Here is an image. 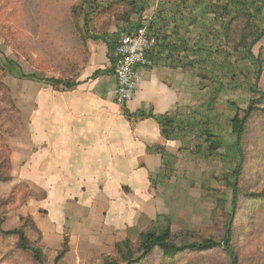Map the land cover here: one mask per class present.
I'll list each match as a JSON object with an SVG mask.
<instances>
[{
    "label": "crops",
    "instance_id": "0c3cea01",
    "mask_svg": "<svg viewBox=\"0 0 264 264\" xmlns=\"http://www.w3.org/2000/svg\"><path fill=\"white\" fill-rule=\"evenodd\" d=\"M154 10L145 15L152 17ZM166 24L163 30L169 33L173 25L169 19ZM87 45L82 53L80 46H58L72 62L64 64L68 72L30 51L27 74L35 77L27 78V90L13 92L21 127L7 140L10 178L0 182V195L24 186L27 198L18 212L32 218L47 260L46 250H61L67 236L68 250L58 264H67L79 249L85 250L81 258H93L96 235L114 237L125 218L152 199L150 179L162 157L147 148L162 145L172 154L180 148L163 137L154 118L134 114H164L190 106L193 97L192 72L170 65L167 53L158 55L156 47L150 51L152 64L139 71L135 96L120 106L107 46L100 41ZM51 77L61 82L46 81Z\"/></svg>",
    "mask_w": 264,
    "mask_h": 264
},
{
    "label": "trees",
    "instance_id": "16d2710c",
    "mask_svg": "<svg viewBox=\"0 0 264 264\" xmlns=\"http://www.w3.org/2000/svg\"><path fill=\"white\" fill-rule=\"evenodd\" d=\"M152 6H155V13L148 18L145 14ZM168 19L173 27L169 33H166L163 29L168 26L165 25ZM40 22L37 29V31L41 30L40 33H34L37 39L39 37V46L32 44L27 46V58L33 50L48 58L52 62L51 67L62 72H68L71 68L64 64L72 65V62L67 63V53L61 55L60 49H57L58 46H80L79 50L82 53L83 46H88L89 41H100L105 43L108 56L114 62L119 33H131L146 26L147 32L156 40L152 50L157 47L158 55L165 51L170 65L180 67L182 70L195 71L196 76L205 82L215 81L210 84L215 83V88L211 90L213 93L206 104L207 111L227 85L233 84L232 87L236 88L242 81L241 76L249 79V91L254 98L248 99L244 106L233 100L229 102L233 114L227 120L228 141L222 137L221 133L216 132L210 116L205 114L192 120L180 114L178 108L164 114H153L151 111H140L134 114V117L154 118L160 126L163 137L171 141L180 140L183 150L188 149L187 146L190 144L188 136L191 132L192 138L197 140L195 147L199 148L198 151H202L205 156L217 153L234 159L228 174H224L225 183L229 186L231 193L221 237H197L195 232L188 229L174 232L169 220H166L161 227L153 226L140 231L135 242L125 238L114 243L112 254L97 256L102 259L101 264H140L154 250L159 251L163 257L175 258L183 253L221 248L230 264H240L236 247L237 230L234 226L240 203L245 197H258V201L264 203V187L258 192L243 193L242 187L238 185V179L246 161L244 142L250 122L258 114L264 113V91L258 88L263 61L252 52V47L264 37V0H108L105 3L100 0H82V5L69 6L65 16L49 17L48 20L42 19ZM111 25L116 27L113 33L108 31ZM190 27L195 32L192 37L188 35L192 31L189 30ZM53 42L57 45L52 46ZM219 55L222 56L220 62L216 60ZM60 57L63 60H57ZM149 57L152 59L150 52ZM239 60H247L251 67H254L248 76L246 73L237 72ZM0 72L1 77L10 75L21 80L35 77V74L24 72L11 58H5L0 64ZM46 81L61 82L54 77L47 78ZM67 85L70 84L67 83ZM208 86L209 84L206 85L207 88ZM9 93L8 88L0 82V95L6 99L4 104L8 105L4 106V109L11 112L15 111L16 106ZM1 112L3 111L0 108V115ZM129 116L133 115L129 114ZM1 128L0 123V131ZM263 129L264 124L261 125V130ZM220 150L222 152H219ZM147 151L161 155L163 171L164 168L166 169L164 159L173 157L162 145L149 147ZM9 154V146L0 134V182L10 178ZM2 169L5 174L1 173ZM150 180L151 184L155 183L153 178ZM16 189L14 188L7 196V200L3 202L5 205L14 200ZM225 201L223 198L218 200L221 209ZM23 219L29 229L38 233V237L34 240L29 239L24 226L8 230L0 227V251H5L2 253L9 262L13 260L16 263L27 255L30 257L31 264H44L46 254L40 240V232L29 215ZM150 223L154 224L152 220ZM12 237H15V242L10 247L8 243H5V239ZM4 248L7 249L4 250ZM67 250L68 238L64 236L61 250L55 260H59Z\"/></svg>",
    "mask_w": 264,
    "mask_h": 264
},
{
    "label": "rangeland",
    "instance_id": "374dc122",
    "mask_svg": "<svg viewBox=\"0 0 264 264\" xmlns=\"http://www.w3.org/2000/svg\"><path fill=\"white\" fill-rule=\"evenodd\" d=\"M100 1L105 3L108 0ZM72 4L82 5V0H0V64L5 58H11L27 73V46L31 44L39 46V37L37 39L34 33H40L41 30L37 31L40 21L42 19L46 21L49 17L65 16ZM189 30L192 31L188 35L194 36L193 28L190 27ZM56 45L52 43V46ZM252 52L263 61L258 88L264 91V37L252 47ZM216 60L220 62L222 56L219 55ZM253 68L247 60H239L237 72L246 73L248 76L251 70H254ZM192 75V103L190 106H179V113L191 120L200 118L204 114L210 116L216 132L221 133L222 137L228 141L227 120L233 114L229 102L233 100L244 106L248 99L254 98L249 91V79L241 76L242 81L236 88L232 87L233 84L227 85V88L225 87L207 111L206 104L213 93L211 90L215 88V83L210 84L215 81L208 83V80L207 82L200 80L195 71H192ZM0 82L8 88L12 98L14 91L27 90L26 80L10 75L1 77V72ZM207 84H209L208 88ZM12 100L15 101L14 98ZM5 101L6 99L0 95V108L3 111L0 115L2 125L0 134L7 144L8 138L21 127V122L17 108L11 112L4 109V106H8L4 104ZM250 123L244 142L246 161L238 179V185L242 187L243 193L258 192L264 187V129L261 130V125L264 124V113L258 114ZM189 134L190 144L186 150L181 149L183 145L180 140H173L180 148L174 154L171 153L173 155L171 159H164L166 164L164 171L161 169L162 159L159 172L152 177L155 180L151 187L152 199L146 202L140 210L130 213L125 218L124 224L118 228V232H113L114 237L109 234H107L108 237L97 234L93 243L98 253L93 258H81L80 252L85 250L78 248L79 251L74 252L73 257L67 259V264H101L102 259L97 256L112 254L115 242L125 238L135 242L140 231L153 226L161 227L166 220H169L174 232L188 229L195 232L197 237H221L231 193L229 186L225 183L224 174H228L230 167L234 164V159L217 153L205 156L202 151H198L199 148L195 147L197 140L192 138L193 133ZM2 170L1 173L5 174L4 169ZM7 194L0 195V227L8 230L24 226L26 235L30 233L31 237L36 239L37 233H28L29 228L27 224H24L23 218L26 215L18 212L27 198L24 186H18L14 200L5 205L3 202L7 200ZM220 198L226 200L222 209L218 202ZM151 220L154 222L153 225L150 223ZM234 226L237 230L236 247L240 264H264V203H260L258 197L243 198L234 220ZM5 240V243L11 247L15 242V237ZM46 251L51 259L46 258L44 264H58L61 261L62 258L59 260L54 258L60 250L47 249ZM2 252L5 251H0V264H31L30 257L27 255L15 263L13 260L9 262ZM140 264H230V262L221 248H215L202 252L183 253L175 258L163 257L159 251L154 250Z\"/></svg>",
    "mask_w": 264,
    "mask_h": 264
},
{
    "label": "built area",
    "instance_id": "2783aa9c",
    "mask_svg": "<svg viewBox=\"0 0 264 264\" xmlns=\"http://www.w3.org/2000/svg\"><path fill=\"white\" fill-rule=\"evenodd\" d=\"M155 45L156 40L147 32L146 26L131 33H119L113 64L116 78L113 93L118 105H126L135 96L140 80L139 71L152 64L149 52Z\"/></svg>",
    "mask_w": 264,
    "mask_h": 264
}]
</instances>
